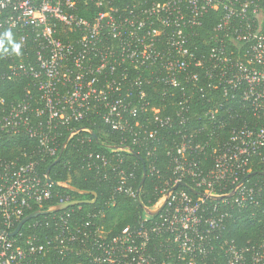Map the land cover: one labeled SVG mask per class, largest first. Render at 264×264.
<instances>
[{"label":"built area","instance_id":"obj_1","mask_svg":"<svg viewBox=\"0 0 264 264\" xmlns=\"http://www.w3.org/2000/svg\"><path fill=\"white\" fill-rule=\"evenodd\" d=\"M210 11L220 18L207 57L198 59L190 40ZM56 23L67 41L56 37ZM14 32L22 33L17 48L27 38L35 44L34 63L11 62L0 79L29 77L37 95L26 91L0 106V133L27 135L47 158L58 154L60 129L89 114L149 157L160 131L173 129L175 139L170 177L161 181L150 166L159 198L116 232L99 220L102 211L76 220L66 209L28 227H46L48 236L9 237L26 210L71 197L54 195L35 163L0 161V264H264V240L239 247L225 237L235 212L264 206V176L247 179L264 168V0H160L106 8L91 20L76 14L75 0H0V40ZM152 83L163 95L179 92L170 114L146 101ZM194 96L210 107L197 112ZM85 161L114 180L113 197L138 196L122 158L88 153Z\"/></svg>","mask_w":264,"mask_h":264},{"label":"trees","instance_id":"obj_2","mask_svg":"<svg viewBox=\"0 0 264 264\" xmlns=\"http://www.w3.org/2000/svg\"><path fill=\"white\" fill-rule=\"evenodd\" d=\"M145 1L98 0V2H102V6H98L96 0H75V10L79 17L91 20L96 13L106 10V8H122L123 6L130 7L133 5L145 7L152 2L160 0ZM219 18V11H210L202 18L200 26L195 28L189 48L196 58L207 57L216 34L214 28ZM56 29V37L59 40L65 42L69 39L70 35L63 25L56 23ZM21 36L22 33L14 32L0 40V73L6 71L11 62L34 63L35 44L31 41V38L26 39L24 48L16 47L19 44ZM32 83L33 81L29 77H20L13 81L0 79V100H2L0 106H9L23 100L26 91H30L35 98L37 92L32 87ZM144 89L147 92L146 101L150 103V106L160 108L164 112L163 114L171 113L173 110L171 105L172 99L174 96H180L177 91H173L175 93L173 97L168 94L163 95L164 88L160 83H152V85L145 86ZM192 105L195 106L194 108L199 113L210 107V104L206 100H201L198 96L193 97ZM79 128L88 129L94 135L86 131H80L73 135L69 139L59 162L53 166L51 164L58 154L53 158L42 157L38 152L37 142L34 139L29 138L23 133L17 135L0 133V161H15L18 164L33 162L36 165L38 175L41 177H45L47 168L51 166L49 178L53 182L72 186L80 191L94 192L97 197L93 204L83 203L67 208L68 211L72 212L73 219L82 220L87 213L102 211L103 218H99V220L105 225L107 230L116 232L124 226H134L139 218L142 217L144 210L152 207L159 198L156 187L160 184V181L154 174L150 173V166H155L162 176L161 181L170 177L167 151L170 148V142H173L175 139L174 130H163L158 133L159 136L162 134L160 139L162 143L158 145L154 155L149 157L146 156L142 149L131 145L126 140V136L113 132L104 126L99 115L89 114L82 122L72 123L69 128L63 127L60 129L58 153L71 132ZM151 128L153 127L150 126L147 131H152ZM119 148L132 149L142 158L146 168L145 180L141 185L138 196L135 198L122 195H115L113 197L114 180L112 178L105 180L100 175L95 174L94 171H88L85 166V158L88 153L104 155L113 162L120 157L123 160V166L134 172L133 188L136 191L142 176V164L129 152L112 151ZM263 171V167H253L247 178L248 181L253 182L255 179L260 178L258 173ZM184 182L190 185L189 181L185 180ZM50 189L54 195H69L71 201L92 200V196L90 195H81L59 186L51 185ZM186 192L190 194L188 189H186ZM56 203V200H53L39 207L33 206L30 210L24 212L21 219L35 211L46 210L50 206H55ZM52 217L53 214L33 218L24 224L21 231L26 234L33 232L40 238L48 236L50 235V231L46 227L41 226L33 230H29L28 227L36 222L50 221ZM18 222L14 225L13 230L16 228ZM225 237L233 240L239 247L260 244L264 240V206L235 212L232 219L225 226ZM247 264L252 263H249L248 260Z\"/></svg>","mask_w":264,"mask_h":264},{"label":"water","instance_id":"obj_3","mask_svg":"<svg viewBox=\"0 0 264 264\" xmlns=\"http://www.w3.org/2000/svg\"><path fill=\"white\" fill-rule=\"evenodd\" d=\"M80 131H86V132H89L91 134L94 135V133L92 131H89L88 129H85V128H79V129H76L74 130L65 140V142L63 143V145L61 146L60 148V151L58 153V156L57 158L52 162L51 166L57 164L67 146V143L69 141V139L77 134L78 132ZM121 150L123 151H126V152H129L130 154H132L134 157H136L140 163L142 164V176H141V180H140V183H139V186L136 190V195L139 194V191H140V188H141V185L143 184L144 180H145V177H146V168L144 166V162L142 160V158L140 156H138L132 149H129V148H120ZM50 166V167H51ZM50 167L47 168L46 170V174H45V180L48 184L52 185V186H59L61 188H64L66 190H70L72 192H76L78 194H81V195H90L92 196V200H89V201H71L69 203H66V204H60V205H55V206H50L49 208H47L46 210H38V211H35L27 216H25L24 218H22L16 228L10 232V233H7L6 235H8L9 237H14L20 230L21 228L24 226V224H26L29 220L33 219V218H36L38 216H45V215H51V214H54V213H57V212H60V211H63V210H66L67 208L69 207H73V206H77V205H81L83 203H86V204H93L95 201H96V194L94 192H86V191H80L72 186H68V185H62V184H59V183H56V182H53L50 178H49V169ZM255 174V173H254ZM259 175H262L264 176V173L263 172H259L258 173ZM180 186L182 187H185L186 189H188L189 192H191L192 194H198V192L190 187H188L185 183H180L179 184Z\"/></svg>","mask_w":264,"mask_h":264}]
</instances>
